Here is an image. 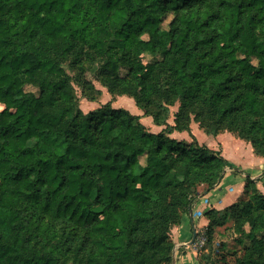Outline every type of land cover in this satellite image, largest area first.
I'll return each instance as SVG.
<instances>
[{
    "label": "trees",
    "instance_id": "16d2710c",
    "mask_svg": "<svg viewBox=\"0 0 264 264\" xmlns=\"http://www.w3.org/2000/svg\"><path fill=\"white\" fill-rule=\"evenodd\" d=\"M89 72L164 129L112 101L83 111L75 85L102 94ZM0 105V264H172V228L230 166L192 122L264 156V0H0ZM205 214L209 237L231 219L249 239L232 264H264L256 180Z\"/></svg>",
    "mask_w": 264,
    "mask_h": 264
},
{
    "label": "crops",
    "instance_id": "0c3cea01",
    "mask_svg": "<svg viewBox=\"0 0 264 264\" xmlns=\"http://www.w3.org/2000/svg\"><path fill=\"white\" fill-rule=\"evenodd\" d=\"M142 114L143 112H138L136 115H140L141 119L146 117ZM169 122L173 124L174 119H170ZM196 125L197 127H195ZM163 129L164 126L156 124L153 127V130L156 131L154 133ZM191 133L200 143L206 144L212 149L220 150L221 155L229 160L230 166L226 168L224 177L213 189L210 191L205 190L204 187L201 189L202 195L184 214L182 222L172 229L171 237L174 242L172 264H202L200 249H198L196 241L210 223L205 213L211 209L223 210L235 203L244 194L249 177L256 180L258 187L264 191V156L256 155L250 143L229 133H222L217 136L205 135L206 133L196 123L191 125ZM191 133L174 131L171 137L190 142L193 140ZM197 211H200L201 214L194 216ZM194 234H196L195 239Z\"/></svg>",
    "mask_w": 264,
    "mask_h": 264
},
{
    "label": "rangeland",
    "instance_id": "374dc122",
    "mask_svg": "<svg viewBox=\"0 0 264 264\" xmlns=\"http://www.w3.org/2000/svg\"><path fill=\"white\" fill-rule=\"evenodd\" d=\"M150 59L151 57L147 53L141 54L139 66L142 69L140 70L139 73H137V75H143L147 73L146 66L149 63ZM69 73L73 75V72L70 70H69ZM87 78L91 80L94 83V85L102 91V94L101 96L98 97L97 100L90 101L84 97L82 93V89L79 86L75 85L77 93L80 97V107L83 111L89 112L93 109L98 108L100 105L104 103L112 101V105L115 108L127 109L132 114H135V115L138 114V112H141V113L143 112V110L139 106H137L135 98H133L132 96L128 94H125V95L118 94V95L113 96L111 93H109L108 89L102 85L99 79L92 72L87 73ZM141 89H143V87H141ZM26 90L39 93V89L35 85H27ZM179 106H180L179 101H177L174 105L169 106V108L171 109V118H170L171 120L174 119V114L179 109ZM3 109H4V106L0 105V112ZM141 122L146 126L147 130H149L150 132H156L153 130V127L155 126V124L151 117H148V116L143 117L141 119ZM193 123L198 124L200 127V124L198 122L193 121L192 124ZM195 127H197V125ZM200 129L202 128L200 127ZM202 131L206 133L203 129ZM222 133H229L235 136L234 133H231L228 130H224L220 134ZM205 135H207V133ZM214 136H217V135H214ZM245 142L249 143L248 141H245ZM217 151L221 152L220 150H217ZM203 187L205 188V185H202L200 187V191ZM250 227H251V223H247L245 225V228L247 230ZM202 233L205 234L204 236L206 237V243L203 244L200 255H203V254L211 255L214 260H220L221 261L220 264H225V263L232 264L235 259V257H233V252L236 251L238 252L239 255L242 254L245 246L250 243L249 239L241 236V234L234 228V222L231 219L227 220L223 225L216 227L214 231L212 232V234L210 235V237L207 235L206 229L202 231ZM222 256L225 258H222Z\"/></svg>",
    "mask_w": 264,
    "mask_h": 264
},
{
    "label": "built area",
    "instance_id": "2783aa9c",
    "mask_svg": "<svg viewBox=\"0 0 264 264\" xmlns=\"http://www.w3.org/2000/svg\"><path fill=\"white\" fill-rule=\"evenodd\" d=\"M204 201H206V199H204ZM200 214H201V212L197 211L194 213V216H199ZM204 235H205L204 233H201L197 237V241H196V245H197L198 249H200V252L202 251L203 244L206 243V237Z\"/></svg>",
    "mask_w": 264,
    "mask_h": 264
},
{
    "label": "water",
    "instance_id": "95a60500",
    "mask_svg": "<svg viewBox=\"0 0 264 264\" xmlns=\"http://www.w3.org/2000/svg\"><path fill=\"white\" fill-rule=\"evenodd\" d=\"M196 238V234H194V239Z\"/></svg>",
    "mask_w": 264,
    "mask_h": 264
}]
</instances>
